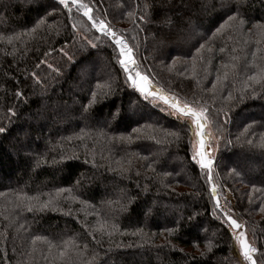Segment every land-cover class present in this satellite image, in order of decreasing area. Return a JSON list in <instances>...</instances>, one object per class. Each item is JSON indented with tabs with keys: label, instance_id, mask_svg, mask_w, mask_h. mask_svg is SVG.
<instances>
[{
	"label": "trees",
	"instance_id": "16d2710c",
	"mask_svg": "<svg viewBox=\"0 0 264 264\" xmlns=\"http://www.w3.org/2000/svg\"><path fill=\"white\" fill-rule=\"evenodd\" d=\"M83 1L136 71L208 109L212 178L193 119L134 88L73 5L0 0V264H250L213 183L264 264V0Z\"/></svg>",
	"mask_w": 264,
	"mask_h": 264
},
{
	"label": "snow or ice",
	"instance_id": "6c2138e0",
	"mask_svg": "<svg viewBox=\"0 0 264 264\" xmlns=\"http://www.w3.org/2000/svg\"><path fill=\"white\" fill-rule=\"evenodd\" d=\"M58 5L63 6V8L67 9L69 13H71L72 8L70 5H74L77 9V11H82L83 15L87 17L89 21H91V26L93 28H96L104 38H108V42L110 46L113 49L118 50V55L120 56L119 63L123 67V70L126 73H129L127 79L132 82V85L134 88H137L141 93H146L147 90L145 88L144 82L148 79L147 76L140 75L137 73L136 75L140 76L139 81H137L131 74L130 69L128 68V62L133 59V49L130 47L123 36L117 35V32L110 26V23L105 22V20L101 19L97 21L94 16L92 15V7H89V5L84 4L81 2V0H57ZM235 2L236 8L232 9L229 8V11H235L239 12L240 7L244 4L245 0H229V3ZM227 7L228 5H224ZM148 5H144V11L147 12ZM129 16H132L133 13L129 12ZM141 20H144V16H140ZM228 21H236L237 16L236 15H229ZM45 21L41 20L39 24H43ZM244 23L243 19L239 20L238 24H233V27H238L239 25H242ZM39 24L37 26H39ZM75 27V25H73ZM264 27V26H261ZM219 31V29H218ZM99 39V38H98ZM12 37H8V42L11 43ZM93 47H96L95 44L92 45ZM67 55V53H65ZM68 59H71L69 56ZM153 97L157 96L156 93H150ZM147 98V95L145 96ZM96 99V93L94 92L92 94V100L89 102L95 103ZM159 99L163 100L165 104H169L171 109H173V113L177 116V119H180L181 116H191L193 118L192 123L195 124V135L198 138V144L199 148L197 150H194V154L192 156V160L195 165L199 166V168L202 171H205V174L209 180L212 178V165L214 164V160L208 155V153L205 151V138H204V129L205 125L201 122L202 120L208 119V109L202 108L201 110L197 111L195 108L191 107L189 104H185L183 107L180 106V103H171L168 96H160ZM11 111V109L9 110ZM226 115V114H225ZM6 129L4 127H0V133H4ZM264 146V142H262V145ZM210 195L212 197L217 196V188L215 185H212L211 193ZM47 207V203L41 206V210ZM216 208L220 209L219 200L216 201ZM29 211H31V206L28 208ZM261 211H264V206L260 208ZM221 212H223V209H220ZM224 218L230 223L231 227L233 229H240L242 225L237 221V219H234L233 216L229 213H223ZM233 235L235 236L236 240L239 241L240 244V253L243 257L244 261L250 262V264H257L256 259L253 258V253H256L258 249L254 247L253 245L249 244L245 233L241 232L239 235H236L235 232H233ZM208 251H211V246H209ZM261 257H264V253L260 254Z\"/></svg>",
	"mask_w": 264,
	"mask_h": 264
},
{
	"label": "water",
	"instance_id": "95a60500",
	"mask_svg": "<svg viewBox=\"0 0 264 264\" xmlns=\"http://www.w3.org/2000/svg\"><path fill=\"white\" fill-rule=\"evenodd\" d=\"M81 2L82 3H84V4H87V3H85L83 0H81ZM88 5V4H87ZM74 6V5H73ZM75 7V6H74ZM90 7V6H89ZM76 8V7H75ZM81 15H83V12L82 11H78ZM92 15L94 16V18L97 20V21H99V20H101V18H99L98 16H96L94 13H93V11H92ZM84 16V15H83ZM85 17V16H84ZM86 18V20L91 24V21H89L88 19H87V17H85ZM96 29V28H95ZM97 30V29H96ZM98 31V30H97ZM99 32V31H98ZM119 36H121V35H118V37ZM128 44V43H127ZM129 45V44H128ZM130 46V45H129ZM134 54V53H133ZM119 60H120V58H119ZM132 62L134 63V65L132 64ZM128 68L130 69V74L137 80V81H139V79H140V76H138V75H136L137 73H139L140 75H143V76H147L148 77V75L147 74H145V73H142V72H139V71H136L135 69H134V66H137V61H136V59H135V55H133V59L131 60V61H129L128 62ZM125 74H126V78L128 77V75H129V73H126L125 72ZM128 80V79H127ZM148 80L150 81V83L146 80L145 82H144V84H145V88H146V90H147V92L146 93H141L139 90V92L141 93V94H143V95H150V93H152V88H151V83H153V84H155V85H157L156 83H154V82H152L151 80H150V78L148 77ZM128 82L132 85V82L131 81H129L128 80ZM133 86V85H132ZM158 86V85H157ZM159 87V86H158ZM159 89L163 92V93H165L166 95H169L164 89H162L161 87H159ZM155 93V92H154ZM157 94V93H156ZM152 96V95H151ZM160 96H162V95H158L157 94V96H155V97H160ZM171 97V96H170ZM173 98H175L176 100H177V98L176 97H173ZM163 101V100H162ZM164 102V101H163ZM177 102H178V100H177ZM180 106L181 107H183V105H181L180 104ZM191 117V116H190ZM192 118V117H191ZM193 119V118H192ZM205 138V137H204ZM207 140H208V138H205V149L207 150L206 152L208 153V155H209V153L210 152H212V149H211V147L210 148H208L207 147ZM196 141H197V149L199 148V144H198V138H197V136H196ZM216 201L217 200H215V205H216ZM233 218L234 219H236L234 216H233ZM238 221V220H237ZM241 225H242V227L240 228V229H244L245 228V226H244V224L243 223H241L240 221H238ZM228 224H229V226L231 227V225H230V223L228 222ZM232 228V227H231ZM233 229V228H232ZM240 229H233L234 231H238V230H240ZM248 241V240H247ZM249 243V242H248Z\"/></svg>",
	"mask_w": 264,
	"mask_h": 264
},
{
	"label": "built area",
	"instance_id": "2783aa9c",
	"mask_svg": "<svg viewBox=\"0 0 264 264\" xmlns=\"http://www.w3.org/2000/svg\"><path fill=\"white\" fill-rule=\"evenodd\" d=\"M217 188V196L214 199L219 200L220 209H223V212H231L236 204V195L230 190L228 186H221L220 184H214ZM212 188V186H211ZM210 188V190H211Z\"/></svg>",
	"mask_w": 264,
	"mask_h": 264
},
{
	"label": "bare ground",
	"instance_id": "6f19581e",
	"mask_svg": "<svg viewBox=\"0 0 264 264\" xmlns=\"http://www.w3.org/2000/svg\"><path fill=\"white\" fill-rule=\"evenodd\" d=\"M132 64L134 65L133 62H132ZM134 69L136 70V66H134ZM147 81L150 83V81H149L148 79H147ZM151 88H152V93L155 92V93H157L158 95L168 96V97H169V100H170L171 103H177V100H176L175 98L170 97L169 95H166L165 93H163V92L159 89V87H158L157 85L151 83ZM183 106H184V105H183ZM201 122L205 125V129H204V133H205V135H204V137H205V138H208L209 135H208V133H207V122H206V120H202ZM205 151H207V150L205 149ZM233 232H235L236 235H239L241 232H244V229L242 228V229H240V230H238V231H233Z\"/></svg>",
	"mask_w": 264,
	"mask_h": 264
},
{
	"label": "rangeland",
	"instance_id": "374dc122",
	"mask_svg": "<svg viewBox=\"0 0 264 264\" xmlns=\"http://www.w3.org/2000/svg\"><path fill=\"white\" fill-rule=\"evenodd\" d=\"M73 18V20H74V22L75 23H77V21L75 20V18L74 17H72ZM82 93V92H81ZM208 133V132H207ZM209 135V134H208ZM209 138V137H208ZM209 140V139H208ZM208 142V141H207ZM208 145H207V147L208 148H210L211 146L209 145V143H207ZM209 154H211V152L209 153ZM230 229L232 230V232L234 231L231 227H230ZM245 233V232H244ZM239 242V241H238Z\"/></svg>",
	"mask_w": 264,
	"mask_h": 264
}]
</instances>
